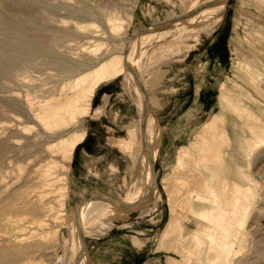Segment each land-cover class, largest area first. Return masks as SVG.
I'll list each match as a JSON object with an SVG mask.
<instances>
[{
  "label": "rangeland",
  "instance_id": "1",
  "mask_svg": "<svg viewBox=\"0 0 264 264\" xmlns=\"http://www.w3.org/2000/svg\"><path fill=\"white\" fill-rule=\"evenodd\" d=\"M145 1L0 0V264H264V144L254 145L264 136V0L202 12L214 0ZM114 56L129 61L149 108L126 70L97 87L80 121L48 129L37 119L71 75ZM214 115L230 139L216 141L212 173L198 135ZM131 128L134 157L113 144ZM83 129L63 162L59 139ZM80 205L79 221L94 223L79 222L86 247Z\"/></svg>",
  "mask_w": 264,
  "mask_h": 264
},
{
  "label": "bare ground",
  "instance_id": "2",
  "mask_svg": "<svg viewBox=\"0 0 264 264\" xmlns=\"http://www.w3.org/2000/svg\"><path fill=\"white\" fill-rule=\"evenodd\" d=\"M218 5H220L219 3L216 4L214 7L215 9L218 8ZM213 8V9H214ZM205 22H207V20H205ZM204 21H200L199 24L197 25H202L204 26ZM203 23V24H202ZM214 24V23H213ZM188 26V25H187ZM195 26V24L193 25ZM201 26V27H202ZM206 27V26H205ZM122 28V27H121ZM195 28V27H193ZM199 28V27H198ZM204 28V27H202ZM164 31V30H163ZM168 31V30H166ZM178 31V30H177ZM182 31V30H181ZM195 32V31H194ZM187 34V33H186ZM173 39V38H172ZM141 47V46H140ZM189 55V54H188ZM187 56V55H186ZM123 59L120 56H114L111 57L110 59L101 62L100 64L96 65L93 69L91 70H86L88 68L87 67H82L77 73H74L73 75H71V79L66 82V84L64 83V85L62 87H60L58 89V91L56 93L53 94V97L50 98V101L46 102L44 100V104L45 102L47 103L42 109H40V111L35 114L36 117H39L37 119H40L42 123L45 124V126L49 127L48 129H52V127H56L58 125H68L71 123H74L76 121H80L82 118H84L87 114H89L91 106H92V99L95 95L96 89L97 87L104 82L105 80L114 78V77H118L121 74H126V70H127V66L126 64H129V61H126L125 64H122ZM183 61V60H182ZM131 63V62H130ZM131 65V64H130ZM82 70V71H81ZM63 90H65V92H63ZM58 96V97H55ZM42 102V101H41ZM43 104V102H42ZM38 110V109H37ZM36 110V111H37ZM147 111V110H146ZM144 115V114H143ZM149 117V116H148ZM144 118V116L142 117ZM153 118V117H152ZM150 119V118H149ZM139 120L142 121V119L140 118ZM138 121V119H137ZM136 121V122H137ZM153 121V120H152ZM151 120L148 121L150 125V127H146L148 128V130H153V125L155 124L154 122H152ZM140 122V121H139ZM147 122V123H148ZM143 123V121H142ZM154 123V124H153ZM141 124V123H140ZM139 124V125H140ZM141 126V125H140ZM140 128V127H137ZM142 128V127H141ZM140 128V129H141ZM145 128V129H146ZM132 131V130H131ZM145 131V130H144ZM146 132V131H145ZM150 131H148L149 133ZM139 130L135 131V138L137 139ZM151 133V132H150ZM155 133V132H154ZM86 136V131L83 129L81 131H75L72 134L68 135V137H65L63 139H59V144L57 146L62 147L61 152H63V157L61 159H63V162L65 161V163L68 161H72V157H73V153L76 149V147L85 139ZM134 136V135H133ZM226 136H228V138L230 139L229 134L227 133L226 129H225V118L222 115H214L205 125L204 128L202 129V131L199 133L198 135V139H199V143L201 141V145H202V152L198 155V159H201L202 162L204 163L205 168L214 173L215 171L220 170V168L209 165L208 164V160L210 159L209 155H217L218 152L221 151V147L217 148L216 146V141H222L223 138H225ZM147 137L149 138L150 135L147 134ZM132 139V137H131ZM134 139V137H133ZM61 140V141H60ZM110 141V140H109ZM112 141V140H111ZM110 141V142H111ZM114 143L113 144H118V142L120 141V139H113ZM112 141V142H113ZM138 141V140H137ZM254 145H262L264 144V136H258L257 140H254ZM134 142V141H132ZM58 142H56L55 144H57ZM130 143V142H129ZM127 144V143H126ZM133 144V143H130ZM119 145V144H118ZM121 147L123 144H120ZM136 145V146H135ZM221 145V143H220ZM51 147L54 145H50ZM134 146L135 148H139L137 146L138 143L134 142ZM194 148L196 149L198 147V143L197 141L194 142L193 144ZM192 146V147H193ZM127 149H130V145L129 147L125 146ZM125 148V152L128 153L127 150L126 151ZM135 148L133 150H135ZM131 149V151H132ZM137 150V149H136ZM182 150V151H181ZM180 153L181 156L180 158V165L183 164V160L188 161L187 158H189L191 156L190 150L188 149V147H183V149H181ZM129 151V153L131 152ZM138 151V150H137ZM136 152V151H135ZM208 152V153H207ZM134 153V152H133ZM137 153V152H136ZM134 153V154H136ZM194 153V151H193ZM131 154V153H130ZM195 154V153H194ZM221 154V153H218ZM180 155V154H179ZM134 157V155H131ZM138 159V158H137ZM148 159V158H147ZM191 159V158H190ZM196 161V160H194ZM150 162V161H149ZM65 163H63V165H65ZM196 165L199 166L200 163L196 162ZM67 165H65L66 167ZM184 166V164L182 165ZM63 167V166H61ZM64 167V168H65ZM144 169V168H143ZM62 171V170H61ZM151 171V170H150ZM203 172V171H202ZM152 172H150L151 174ZM147 176V175H146ZM64 177V176H63ZM63 177H59L61 181V179ZM149 177V176H148ZM65 178V177H64ZM146 179V178H145ZM148 181V180H147ZM153 181V179H152ZM149 182V181H148ZM152 184V183H151ZM148 186V185H147ZM142 188V187H141ZM145 188V187H143ZM148 188V187H147ZM236 189L234 190V192H238L239 188L236 186ZM250 188V187H249ZM247 189L248 192H250L251 189ZM58 189H63V187ZM146 189V188H145ZM233 189V188H232ZM63 191V190H62ZM61 191V192H62ZM231 191V190H230ZM228 191V192H230ZM58 192V190H57ZM216 192V191H215ZM247 192V191H246ZM169 193L171 194L172 197V193L173 190H169ZM229 194V193H227ZM246 195V193H245ZM247 197V196H246ZM250 197V196H249ZM238 199V197H236ZM245 198V197H244ZM225 199V198H224ZM241 197L238 199V201H240ZM62 200V199H61ZM63 201V200H62ZM172 201V198H171ZM227 201V200H226ZM231 201V200H229ZM61 202V201H60ZM100 202V201H99ZM225 202V201H224ZM101 203V202H100ZM63 204V203H62ZM99 204V203H98ZM173 204V203H171ZM174 205V204H173ZM215 206V205H214ZM221 206V205H220ZM218 206V207H220ZM227 206V205H226ZM229 206V204H228ZM227 206V207H228ZM223 209H225L224 207H222ZM218 209V208H217ZM236 209V208H235ZM234 209V210H235ZM245 210V209H244ZM222 211V210H221ZM233 211V210H232ZM241 209H237V211H234V216L238 215L239 212H241ZM224 212V211H223ZM233 213V212H231ZM214 214V213H213ZM227 217V216H226ZM238 217V216H237ZM212 219V218H211ZM178 220H179V212L177 210H174V216L171 218V220L169 221V225L167 230L164 232V235H168L169 232H171L172 230H174L178 224ZM217 221V220H216ZM79 222H83L86 225H93L94 223H89V221H79ZM218 222V221H217ZM223 222V221H222ZM241 226L243 225V220H241ZM220 223V222H219ZM106 224V223H105ZM229 224V223H228ZM104 225V224H103ZM224 225V224H223ZM218 226V225H217ZM89 227V226H88ZM91 227V226H90ZM229 227V226H228ZM86 230V229H85ZM91 232V231H90ZM84 233V232H83ZM214 233V232H213ZM215 234V233H214ZM210 237V236H209ZM213 238V237H212ZM216 239V238H215ZM219 239V238H218ZM68 241V240H67ZM233 242V241H232ZM230 244V243H229ZM234 244V243H233ZM232 244V245H233ZM231 245V247H232ZM220 247V246H219ZM230 253V252H228ZM230 256V255H229Z\"/></svg>",
  "mask_w": 264,
  "mask_h": 264
},
{
  "label": "water",
  "instance_id": "3",
  "mask_svg": "<svg viewBox=\"0 0 264 264\" xmlns=\"http://www.w3.org/2000/svg\"><path fill=\"white\" fill-rule=\"evenodd\" d=\"M221 1L223 0H214L212 2H209L208 4L200 7L197 12H202L203 10L205 9H208V8H211L212 6H215L216 4L220 3ZM195 16V15H193ZM185 18V17H184ZM189 18V17H188ZM126 68H127V71L130 72L131 74H133L137 80V82L140 84L143 92L145 93V88H144V85L143 83L141 82L139 76L137 75V73L135 72V70L127 63L126 64ZM145 99H146V103H147V106L149 108V99L145 93ZM146 127V126H145ZM149 161H150V164H151V171H152V174H153V177L155 179V156H154V152H150V155H149ZM154 186H156V183L154 182ZM148 201V199H143L135 204H129L127 206H123V207H126L127 209H133V208H136L137 206H140L141 204H144ZM82 205L78 206L75 210H74V213H73V219H74V222L77 224V227H78V230H79V211H80V208H81ZM80 207V208H79ZM79 234L81 236V239H82V243H83V246L86 247V243H85V239L83 237V234L81 233V231L79 230ZM84 253H85V250H84Z\"/></svg>",
  "mask_w": 264,
  "mask_h": 264
},
{
  "label": "crops",
  "instance_id": "4",
  "mask_svg": "<svg viewBox=\"0 0 264 264\" xmlns=\"http://www.w3.org/2000/svg\"><path fill=\"white\" fill-rule=\"evenodd\" d=\"M150 1H152V0H147V1H145L144 4H142V6L146 8L147 6L150 5ZM163 1H164L165 3H171V2H172V0H163ZM142 11H143V10H142ZM142 13H143V12H142ZM143 14L145 15V13H143ZM144 17H145V16H144ZM131 130H132V131H131ZM135 131H136V130H135L134 128H131V129H130V132H129V137H128L127 139L119 138L120 141L118 142V144H119V145H120V144H123V145H122V148H123L124 150H125V148H126L125 146L129 147V145H130V147L132 148V144L129 143V140L131 139V137H133V134L135 133ZM82 142H83V141H82ZM82 142H81V143H82ZM126 143H127V144H126ZM120 146H121V145H120ZM131 148H130V149H127V148H126V151H127V150L131 151ZM129 151H127V152L129 153ZM130 153L132 154V151H131ZM130 153H129V154H130ZM131 154H130V155H131ZM99 201L101 202V200H95L94 203H97V204L99 203V204H101Z\"/></svg>",
  "mask_w": 264,
  "mask_h": 264
}]
</instances>
